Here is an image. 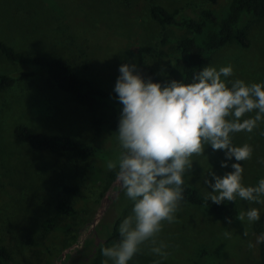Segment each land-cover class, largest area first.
I'll return each mask as SVG.
<instances>
[{
    "label": "rangeland",
    "instance_id": "obj_1",
    "mask_svg": "<svg viewBox=\"0 0 264 264\" xmlns=\"http://www.w3.org/2000/svg\"><path fill=\"white\" fill-rule=\"evenodd\" d=\"M228 1L0 0V39L25 56L60 57L80 77L115 92L122 64L135 65V69L149 65L158 76L178 81L172 74L173 59L156 55L160 27L151 17L152 6L194 16L204 8L218 10ZM247 37V48L228 43L212 54L208 66L219 70L231 64L233 75L226 78L228 81L264 82V18L250 25ZM23 72L33 76L0 92V240L5 232L13 240L11 252L19 264H104L105 260L112 264L102 255V249L112 245H104L103 240L117 221L119 229L134 206L122 187L112 202L102 201L109 174L115 171L108 170L106 163L117 159L119 153L114 151L122 149L117 134L120 115L90 112L48 82L37 67L15 64L0 55V74L17 76ZM254 115L255 111L242 119ZM17 125L34 133L66 135L111 154L103 159L106 162L97 158L60 159L16 141L13 129ZM261 132L264 122L252 133L231 134L233 145L248 143L254 149L251 159L239 162L245 186H256L264 178ZM225 159L224 150L213 151L206 146L203 155L192 157L184 181L208 195L212 188L205 181L214 183L211 173L222 177L234 171L231 165L237 163L235 158L227 161L228 167H221ZM65 184L81 188L82 197L70 202L78 215L61 217L55 230L45 231L42 223L62 199ZM235 202L241 213L255 207L261 217L264 214L262 204L240 198ZM252 225L246 217L237 224L223 222L181 201L174 221L163 222L156 244L146 241L128 264H197L201 247L209 251L210 264H264L261 243H256L259 235ZM67 227L73 231L64 233ZM88 235L85 247L79 245L70 253L66 250ZM161 242L167 245L163 249L166 259L151 251ZM250 242L255 246L249 248Z\"/></svg>",
    "mask_w": 264,
    "mask_h": 264
},
{
    "label": "clouds",
    "instance_id": "obj_2",
    "mask_svg": "<svg viewBox=\"0 0 264 264\" xmlns=\"http://www.w3.org/2000/svg\"><path fill=\"white\" fill-rule=\"evenodd\" d=\"M119 72L114 91L123 106L117 132L123 151L107 161L106 168L118 169L116 180L134 206L119 225L120 240L102 249L104 257L112 264H128L146 241L156 244L163 222L174 221L184 199V175L191 169L192 157L203 155L206 146L224 150L221 167H228L233 157L237 161L231 165L234 171L222 177L211 173L214 183L205 181L212 188L207 198L217 205L237 198L264 205V178L256 186L242 182L244 169L239 162L252 158L253 146H235L231 135L252 133L264 122V82L228 81L233 75L231 64L219 70L203 67L190 83L172 80L166 85L135 74V65L122 64ZM254 111V116L242 119ZM245 217L250 223L260 221V211L252 207L239 215L241 221ZM256 243H264V233ZM166 247L161 242L151 251L166 259Z\"/></svg>",
    "mask_w": 264,
    "mask_h": 264
},
{
    "label": "trees",
    "instance_id": "obj_3",
    "mask_svg": "<svg viewBox=\"0 0 264 264\" xmlns=\"http://www.w3.org/2000/svg\"><path fill=\"white\" fill-rule=\"evenodd\" d=\"M151 17L160 27L159 47L156 55L160 58L173 59L172 74L178 81L190 83L195 74L203 67H207L212 54L228 43H236L242 48L249 46L247 30L251 24L260 22L264 18V0H229L222 8L213 10L201 9L194 16L167 12L161 6L154 5L150 9ZM181 33V35H178ZM0 55L9 62L27 66H35L42 71L48 82L53 84L59 91L70 95L78 104L90 112H109L120 115L122 104L118 100L116 92H108L95 85L91 80L80 77L72 67L60 57L25 56L0 39ZM145 80L166 85L171 82L170 77H160L149 65H142L135 69ZM32 73H21L17 76L0 74V92L15 87L32 77ZM13 136L21 144L31 149L49 154L65 160H86L97 158L103 160L109 152L98 149L92 145H86L66 135H49L46 133H34L23 125H17L13 129ZM123 150H115L120 153ZM116 169L109 174V181L102 198L103 202H112L120 194L121 185L116 180ZM185 204L202 209L223 222L237 224L240 208L236 202H224L214 204L208 197L197 188L184 181ZM62 199L57 203L54 212L47 217L42 226L45 231L56 229V222L61 217H73L78 215L76 208L70 203L72 198H81V188L77 185L65 184L62 186ZM108 203L101 208L106 209ZM228 218V219H226ZM90 224V223H89ZM91 223V227H92ZM91 227L89 230H91ZM63 229V228H62ZM61 229V230H62ZM253 232L257 235L263 233L262 217L260 221L253 222ZM73 231L72 227L63 229L64 233ZM86 234V233H85ZM84 234V235H85ZM0 240V264H19L11 252L13 240L5 232ZM90 235L82 236L79 241L66 250L70 253L77 251L79 245L85 247V239ZM120 240L118 221L112 226L110 233L103 240L104 245H113ZM78 245V246H77ZM261 258L264 261V243H261ZM209 251L205 247L198 250L200 261L197 264H210ZM62 258L60 255L58 259ZM57 261V260H56Z\"/></svg>",
    "mask_w": 264,
    "mask_h": 264
},
{
    "label": "water",
    "instance_id": "obj_4",
    "mask_svg": "<svg viewBox=\"0 0 264 264\" xmlns=\"http://www.w3.org/2000/svg\"><path fill=\"white\" fill-rule=\"evenodd\" d=\"M262 227H263V233H264V214L262 216Z\"/></svg>",
    "mask_w": 264,
    "mask_h": 264
}]
</instances>
